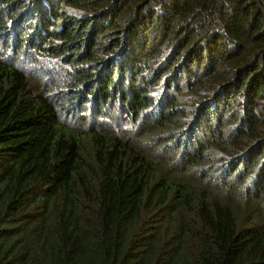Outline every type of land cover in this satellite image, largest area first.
<instances>
[{"label":"trees","instance_id":"16d2710c","mask_svg":"<svg viewBox=\"0 0 264 264\" xmlns=\"http://www.w3.org/2000/svg\"><path fill=\"white\" fill-rule=\"evenodd\" d=\"M0 44V264H264V0H0Z\"/></svg>","mask_w":264,"mask_h":264},{"label":"rangeland","instance_id":"374dc122","mask_svg":"<svg viewBox=\"0 0 264 264\" xmlns=\"http://www.w3.org/2000/svg\"><path fill=\"white\" fill-rule=\"evenodd\" d=\"M8 46L5 44H0V59L5 60L6 62L9 61L10 52H12L11 48ZM17 51L18 54L16 55V58L13 61L15 63L14 65L18 64L24 66L25 70L30 72V78L33 79L36 84L41 85L42 83H46L47 81H49L45 75V71L48 70L54 74V78L52 77L53 79H55V81L53 80L54 82H56L58 85H63V88H68V84L66 82V71L68 70V66L64 65L62 59H59L53 55H47L44 53L41 54L33 50H28L30 56L27 57L25 55L24 49L20 51L17 49ZM22 58H27L25 60V64L21 63ZM38 69L40 70V72ZM52 73L48 76L53 75ZM86 109V112L84 110H81L76 113L79 114V116L82 117L83 120L85 119L87 121V119L91 116L92 118H94V121L96 122L95 124H101L103 126L118 131L125 130L127 127L129 128L130 126H132L133 128V124H131L127 120L125 121L124 119V115H126L125 111L115 113L118 112L116 109L109 108L108 110H104V113H102V115H96L92 114L89 111L90 106H88ZM118 117H121L122 120H118Z\"/></svg>","mask_w":264,"mask_h":264}]
</instances>
